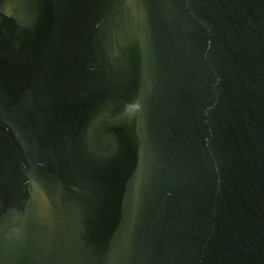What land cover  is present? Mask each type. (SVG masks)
<instances>
[{
  "label": "water",
  "instance_id": "obj_1",
  "mask_svg": "<svg viewBox=\"0 0 264 264\" xmlns=\"http://www.w3.org/2000/svg\"><path fill=\"white\" fill-rule=\"evenodd\" d=\"M0 264H264V0H0Z\"/></svg>",
  "mask_w": 264,
  "mask_h": 264
}]
</instances>
